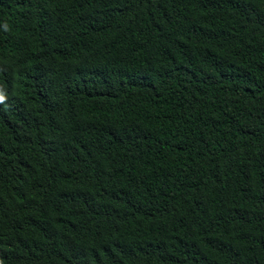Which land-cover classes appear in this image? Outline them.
<instances>
[{"label":"trees","instance_id":"trees-1","mask_svg":"<svg viewBox=\"0 0 264 264\" xmlns=\"http://www.w3.org/2000/svg\"><path fill=\"white\" fill-rule=\"evenodd\" d=\"M0 264H264V0H0Z\"/></svg>","mask_w":264,"mask_h":264},{"label":"clouds","instance_id":"clouds-1","mask_svg":"<svg viewBox=\"0 0 264 264\" xmlns=\"http://www.w3.org/2000/svg\"><path fill=\"white\" fill-rule=\"evenodd\" d=\"M5 101V97L0 96V103H3Z\"/></svg>","mask_w":264,"mask_h":264}]
</instances>
